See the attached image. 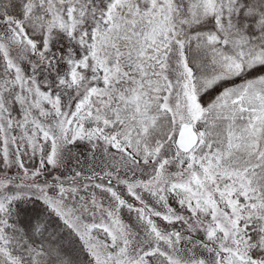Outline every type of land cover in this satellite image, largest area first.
Instances as JSON below:
<instances>
[{
  "label": "snow or ice",
  "instance_id": "obj_1",
  "mask_svg": "<svg viewBox=\"0 0 264 264\" xmlns=\"http://www.w3.org/2000/svg\"><path fill=\"white\" fill-rule=\"evenodd\" d=\"M0 264H264V0H0Z\"/></svg>",
  "mask_w": 264,
  "mask_h": 264
}]
</instances>
